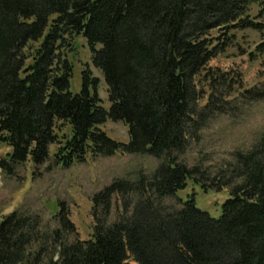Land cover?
<instances>
[{
  "label": "trees",
  "instance_id": "trees-1",
  "mask_svg": "<svg viewBox=\"0 0 264 264\" xmlns=\"http://www.w3.org/2000/svg\"><path fill=\"white\" fill-rule=\"evenodd\" d=\"M253 6L264 21V0H0V143L12 149L0 160L3 177L19 181L29 159L36 176L89 156L158 162L93 196L88 240L64 201L51 220L24 206L5 216L0 264H264V134L212 177L184 159L235 101L264 100V84L241 91L239 73L208 68L228 45L214 32H264L249 18ZM78 37L104 76L108 111L90 71L81 92L70 91L73 67L60 53ZM107 121L125 123L129 142L110 138ZM61 123L70 127L63 143ZM189 180L233 188L219 218L178 197Z\"/></svg>",
  "mask_w": 264,
  "mask_h": 264
},
{
  "label": "rangeland",
  "instance_id": "rangeland-1",
  "mask_svg": "<svg viewBox=\"0 0 264 264\" xmlns=\"http://www.w3.org/2000/svg\"><path fill=\"white\" fill-rule=\"evenodd\" d=\"M259 11L258 6L251 7L249 18L264 23L259 18ZM226 33H213V36L218 38L216 43L228 45L224 46L225 51L209 63L208 68L219 69L230 75L239 73L243 84L241 91L261 87L264 84V52L260 51L259 47L264 43V32L234 29ZM60 61L73 67L70 81L72 93L81 92L84 71H90L92 77L98 79L97 93L102 100V106L108 111L111 107L108 87L102 72L92 63L86 41L81 37L70 39L60 53ZM198 80L200 81L199 78ZM204 84L201 86L204 87ZM234 106H237L235 113L218 116L213 120L203 131L201 141L195 142L184 157L190 166L199 164L203 170H207L209 177L232 161L236 151L249 150L264 134V100L244 103L240 99L235 101ZM101 129L118 142H129L128 127L121 121H107ZM57 133L59 141L63 143L70 135L69 125L59 124ZM57 149V145L50 147L51 158ZM11 153V147L0 143V160L7 158ZM157 164V160L150 156L118 153L109 158L94 159L89 156L85 163H75L69 168L51 162L36 176L33 163L29 159L21 171L19 181L5 179L0 174V221L23 206L43 212L45 219L51 220L60 210V202L64 201L70 209L71 219L78 229L79 237L88 240L93 233V196L110 185L114 179H134L141 169L150 172ZM204 185L212 187L210 181H205ZM232 189L227 187L217 190L214 187L205 190L201 183L189 180L186 189L178 192V197L184 202L195 199L199 209L219 218L223 203L232 196ZM169 202L175 204L176 200ZM116 210L115 205L114 211Z\"/></svg>",
  "mask_w": 264,
  "mask_h": 264
},
{
  "label": "crops",
  "instance_id": "crops-1",
  "mask_svg": "<svg viewBox=\"0 0 264 264\" xmlns=\"http://www.w3.org/2000/svg\"><path fill=\"white\" fill-rule=\"evenodd\" d=\"M0 174H2V171H1V169H0Z\"/></svg>",
  "mask_w": 264,
  "mask_h": 264
}]
</instances>
